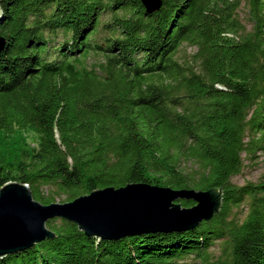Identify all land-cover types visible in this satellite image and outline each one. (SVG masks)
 <instances>
[{
	"label": "trees",
	"instance_id": "trees-1",
	"mask_svg": "<svg viewBox=\"0 0 264 264\" xmlns=\"http://www.w3.org/2000/svg\"><path fill=\"white\" fill-rule=\"evenodd\" d=\"M160 1L145 14L139 0H0V187L26 183L41 203L134 181L218 187L219 210L113 240L53 218L52 237L0 264H264V175L230 180L242 154L264 155V0Z\"/></svg>",
	"mask_w": 264,
	"mask_h": 264
},
{
	"label": "water",
	"instance_id": "water-1",
	"mask_svg": "<svg viewBox=\"0 0 264 264\" xmlns=\"http://www.w3.org/2000/svg\"><path fill=\"white\" fill-rule=\"evenodd\" d=\"M139 1L145 14L161 6L160 0ZM3 46L0 36V51ZM181 200L193 204L181 206ZM221 203L218 187L173 189L135 181L94 189L63 202L41 203L26 183L8 181L0 187V258L52 237L54 232L46 222L53 218L75 223L87 236L113 240L193 228L210 219Z\"/></svg>",
	"mask_w": 264,
	"mask_h": 264
},
{
	"label": "rangeland",
	"instance_id": "rangeland-1",
	"mask_svg": "<svg viewBox=\"0 0 264 264\" xmlns=\"http://www.w3.org/2000/svg\"><path fill=\"white\" fill-rule=\"evenodd\" d=\"M237 14L240 18V20L243 22L247 30H251V22L248 17L247 13V7L242 3L237 10ZM109 16L105 17V20H108ZM195 51V48H192L186 44L182 45L175 55V58L178 60L179 63L185 64V61L189 60L190 55ZM89 63H93V60L89 59ZM242 168L241 171L232 176L230 178L231 182L237 185L245 184L246 182H256L262 175H264V155L260 153H256L254 155H245L242 154ZM181 167H184L187 169V171L193 170V167L191 163L182 161ZM53 186H45L44 191L45 192H53L54 191ZM56 193V192H53ZM55 201L57 202H63L66 201L65 194H58L55 195ZM246 207L244 205H240L239 207H234L232 209V217L237 219L238 221L242 220L245 215ZM212 256L210 257V260L214 261L216 260L220 255V244L214 245V247L211 249ZM190 264H204L202 261L198 259L191 258Z\"/></svg>",
	"mask_w": 264,
	"mask_h": 264
}]
</instances>
